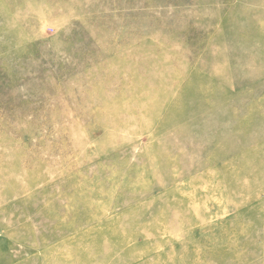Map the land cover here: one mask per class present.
<instances>
[{"label":"rangeland","instance_id":"obj_1","mask_svg":"<svg viewBox=\"0 0 264 264\" xmlns=\"http://www.w3.org/2000/svg\"><path fill=\"white\" fill-rule=\"evenodd\" d=\"M0 264H264V0H0Z\"/></svg>","mask_w":264,"mask_h":264}]
</instances>
